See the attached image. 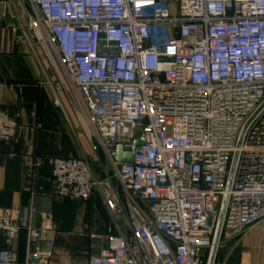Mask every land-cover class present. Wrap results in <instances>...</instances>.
Returning <instances> with one entry per match:
<instances>
[{
	"label": "built area",
	"instance_id": "built-area-1",
	"mask_svg": "<svg viewBox=\"0 0 264 264\" xmlns=\"http://www.w3.org/2000/svg\"><path fill=\"white\" fill-rule=\"evenodd\" d=\"M28 3L27 27L46 42L57 88L82 108L91 148H101L111 175L97 178L84 158L29 149L25 188L33 195L36 173L48 165L56 197L98 193L117 221L113 177L129 206L130 237L111 223L105 250L86 264H203L221 209L218 242L264 228V0ZM18 117L0 108V143L16 138ZM118 147L133 150L131 162L117 160ZM31 212L15 219L0 211V236L24 230L22 264H44L52 240L45 252L32 247L55 226H32ZM14 259L0 250V264Z\"/></svg>",
	"mask_w": 264,
	"mask_h": 264
},
{
	"label": "crops",
	"instance_id": "crops-1",
	"mask_svg": "<svg viewBox=\"0 0 264 264\" xmlns=\"http://www.w3.org/2000/svg\"><path fill=\"white\" fill-rule=\"evenodd\" d=\"M27 11H32L28 0H0V108L19 114L16 138L0 143V211H9L18 219L30 208L32 226L54 224L55 228L43 232L32 247L33 251L45 252L52 240L49 255L41 263L86 264L90 255L105 250L107 226L112 223L113 232L127 238L130 228L125 214L112 221L96 193L84 201L53 195L48 165L36 173L34 194L25 188L24 166L29 149L45 157L86 159L93 153L91 144L96 143L82 108L75 107L65 91L57 88L58 70L52 66L46 42L33 37L27 27ZM89 165L97 176L100 170ZM90 234L98 236L91 238ZM25 240L24 230L9 239L0 236V250L15 254L11 264L24 262ZM214 261L264 264V228L256 224L240 238L222 235Z\"/></svg>",
	"mask_w": 264,
	"mask_h": 264
},
{
	"label": "rangeland",
	"instance_id": "rangeland-1",
	"mask_svg": "<svg viewBox=\"0 0 264 264\" xmlns=\"http://www.w3.org/2000/svg\"><path fill=\"white\" fill-rule=\"evenodd\" d=\"M93 143H94V141H93ZM85 160L89 164H91L93 166L95 165L96 168H97V171L100 170V172H98V174L96 176L97 178L100 179V178H103L105 176H110L111 175L110 169H109V167L107 165V162L105 161V158L103 156V153L100 151L99 147H96V150H93V153H92L91 157L90 158H86ZM111 181H112L114 187L118 190V193H119V197H120V200H119L120 215L123 216V214H125V219L127 218V220H128L127 225H128V228H129L130 215H129V206H128V203H127V200H126V195L121 190L120 185H119L118 181L116 180V178L112 177ZM96 194H97L96 195L97 198L101 199V201H102V198H101L100 194H98V193H96ZM210 221L211 220H209V222ZM207 255H208V253L206 252L205 253V258L206 259H207ZM203 264H206V261L203 260Z\"/></svg>",
	"mask_w": 264,
	"mask_h": 264
},
{
	"label": "water",
	"instance_id": "water-1",
	"mask_svg": "<svg viewBox=\"0 0 264 264\" xmlns=\"http://www.w3.org/2000/svg\"><path fill=\"white\" fill-rule=\"evenodd\" d=\"M143 141L138 139L135 140L132 146V149L135 145L142 143ZM130 150L127 153H123L120 149V147L117 148V160L118 161H123V162H131L132 161V156H133V150ZM222 213H223V209H221L220 214H219V218H218V222L215 228V233L213 236V240H212V244L209 250V254H208V258H207V263L206 264H212L213 258H214V254L216 251V246H217V242H218V237H219V232H220V226H221V219H222ZM39 262L38 259H32L31 263L33 264H37Z\"/></svg>",
	"mask_w": 264,
	"mask_h": 264
}]
</instances>
